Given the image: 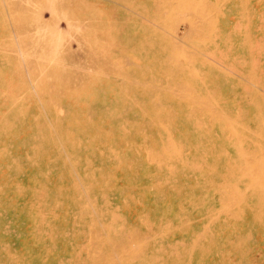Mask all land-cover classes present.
I'll return each mask as SVG.
<instances>
[{
	"label": "rangeland",
	"instance_id": "1",
	"mask_svg": "<svg viewBox=\"0 0 264 264\" xmlns=\"http://www.w3.org/2000/svg\"><path fill=\"white\" fill-rule=\"evenodd\" d=\"M0 264H264V0H0Z\"/></svg>",
	"mask_w": 264,
	"mask_h": 264
},
{
	"label": "bare ground",
	"instance_id": "2",
	"mask_svg": "<svg viewBox=\"0 0 264 264\" xmlns=\"http://www.w3.org/2000/svg\"><path fill=\"white\" fill-rule=\"evenodd\" d=\"M48 2H49V0H48ZM85 5V4H84ZM48 26V25H47ZM47 28V27H46ZM60 30V29H59ZM71 30V29H70ZM72 30H73V28H72ZM73 31H75V29L73 30ZM70 33V32H69ZM56 34V33H55ZM71 34V33H70ZM52 35H54V34H52ZM60 36V35H59ZM58 38V37H57ZM51 130V129H50ZM54 131H55V129H54ZM52 133V132H51ZM55 133H56V131H55ZM46 134V133H45ZM47 136V135H46ZM43 137H45V136H43ZM45 140V139H44Z\"/></svg>",
	"mask_w": 264,
	"mask_h": 264
}]
</instances>
